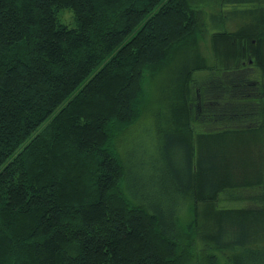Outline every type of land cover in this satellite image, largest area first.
<instances>
[{
  "label": "trees",
  "instance_id": "1",
  "mask_svg": "<svg viewBox=\"0 0 264 264\" xmlns=\"http://www.w3.org/2000/svg\"><path fill=\"white\" fill-rule=\"evenodd\" d=\"M167 69L165 202L119 136ZM261 125L264 0H0V264H264ZM215 131L234 135L194 155Z\"/></svg>",
  "mask_w": 264,
  "mask_h": 264
},
{
  "label": "rangeland",
  "instance_id": "2",
  "mask_svg": "<svg viewBox=\"0 0 264 264\" xmlns=\"http://www.w3.org/2000/svg\"><path fill=\"white\" fill-rule=\"evenodd\" d=\"M225 9H230L225 8ZM70 16V14L66 13V17ZM67 23H71V20L68 21ZM240 24V22L235 19L232 22H229V28L231 30H235L237 28V25ZM210 34L214 32V29L211 27L210 29ZM212 43L209 38V36L206 37V44L202 46V50L204 55L207 57H211L212 55ZM177 62H181V57H177L173 59L172 65L170 66L169 69H173L177 64ZM167 69L165 70V74L157 77L158 82L155 84V87L152 89V94H151V100H155L157 103L150 105L148 109L145 111L144 115L142 118L138 120L136 124L131 125L128 127L125 131L121 133L119 136V147L121 148V152L127 157V159L132 162V165L137 166L136 170L143 167L145 172L142 173H137V176L141 179L142 185L145 186L143 189V196L144 199L147 200L149 198V193H150V188L148 183H151L152 187H154V182H158V188L160 190L163 200L166 202V197L167 193H164V189H170L171 186H173L174 179L172 176L169 177L165 166L162 167L161 172H155L154 169L151 170L153 166V159L156 158L157 155L160 157L162 156L160 153V149L162 147V133L160 134L161 125L159 127V123L157 122V114L159 111H161L157 105L160 104L162 100L163 94L166 92V89L170 87L169 81H172L174 78L173 70L170 72V70ZM208 74L206 70H200L199 72L196 73L198 75L200 80H204L208 77ZM196 78V79H198ZM196 123V122H195ZM194 127L197 130L203 131L208 126L207 124L209 123L208 121H205V124L198 123L195 124ZM261 125L259 127V131L262 130V135L264 136V127ZM185 127V126H184ZM210 128V127H208ZM213 129V128H211ZM220 134V135H216ZM232 135L234 134H222L219 131H215L212 135L208 134L207 135H198L193 139L197 143L196 148L194 150V155H200L201 152L208 153L211 152L214 149H220L225 147V142L232 138ZM190 137V135H186ZM192 141V140H191ZM256 150V149H255ZM201 151V152H200ZM258 152V151H257ZM229 154V151H228ZM179 158V157H178ZM180 159V158H179ZM259 161V158H257ZM153 160V161H152ZM262 161V160H261ZM261 161H259L256 166L259 168V165H261ZM139 166V167H138ZM256 169V167H255ZM260 169V168H259ZM264 175V169L262 170ZM154 176L156 179H154ZM264 182V180H263ZM151 187V188H152ZM152 192V190H151ZM151 194V193H150ZM153 195V192H152ZM160 198V197H159ZM158 198V199H159ZM217 203L219 208H249L248 202L245 199H240L238 196L233 197L230 196L228 193L223 192L220 197L217 199ZM252 220L255 222V226H258L260 230L264 226V210L256 213ZM207 220L206 218L203 219L201 229L203 228V231H208L209 228L206 227ZM262 231V230H261Z\"/></svg>",
  "mask_w": 264,
  "mask_h": 264
}]
</instances>
